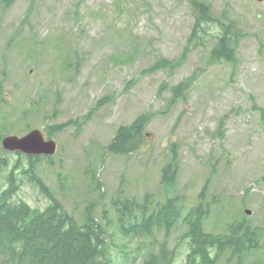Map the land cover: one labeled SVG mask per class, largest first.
Wrapping results in <instances>:
<instances>
[{
  "label": "rangeland",
  "instance_id": "374dc122",
  "mask_svg": "<svg viewBox=\"0 0 264 264\" xmlns=\"http://www.w3.org/2000/svg\"><path fill=\"white\" fill-rule=\"evenodd\" d=\"M196 1L13 0L0 5V97L7 99L0 98V135H20L26 125L49 126L68 118L80 123L55 132L60 149L53 163L38 159L34 173L78 223L90 204L105 234L112 233L110 264H129L136 251H155L149 244L153 239L175 245L182 225L167 237L162 230L150 238L121 237L102 216H113L111 200L120 194L140 199L149 192L162 200L165 190L180 194L186 206L202 191L211 207L208 231H223L234 217L261 226L248 264H264V246L256 247L264 243V0H201L209 15L237 28L234 63L207 61L220 33L207 16L198 22L205 29L204 43L186 41L194 18H201ZM34 40L46 42L42 58L31 55ZM56 45L69 48L72 66L63 69ZM178 93L184 97H174ZM141 113L149 119L137 149L103 156L114 128ZM170 159L178 164L173 187H160V167ZM97 163L103 164L100 170ZM27 169L26 158L8 154L0 168V192L10 180L17 185L11 199L43 208L47 199L29 182ZM181 260L182 253L176 264Z\"/></svg>",
  "mask_w": 264,
  "mask_h": 264
},
{
  "label": "trees",
  "instance_id": "16d2710c",
  "mask_svg": "<svg viewBox=\"0 0 264 264\" xmlns=\"http://www.w3.org/2000/svg\"><path fill=\"white\" fill-rule=\"evenodd\" d=\"M1 1L6 4L11 2V0ZM194 6L198 9L201 21L207 16L220 29L208 60L223 58L233 62L234 49L240 37L237 28H234V23L230 20L224 22L218 16L213 18L208 14L209 6L204 3L196 2ZM198 24L200 23L194 25L189 40L201 44L205 29ZM179 94L182 93L175 96ZM145 118L141 115L130 126L119 127L107 145V150L118 154L132 150L139 136L142 135ZM33 161V159L29 160V164L33 165ZM168 168L163 169L162 180L167 179ZM174 171L175 165L171 172L172 176ZM95 186L99 187V183L96 182ZM39 188L48 199L42 210L29 207L22 201L10 199L12 187L0 192V264H110L111 259L107 250L109 240L106 239L110 234L106 235L102 226L93 217L90 204L85 207L83 222L80 224L53 193L45 192L42 186ZM176 201L177 197L166 200L149 216L146 214L145 203L131 201L125 203L127 207H120L125 201L121 204L116 201L115 208L119 213L120 227L121 229L127 227L126 231H129L127 233H149L155 226L160 225L159 222L162 220L170 216L177 218V212L180 210L176 206ZM200 208L203 209L202 206ZM205 210L209 212V209ZM192 211L193 208L185 217L189 227L182 235L183 239L188 238L187 264H218L219 256L223 252L228 260L234 259L235 264H248V257L254 250L250 246L256 245L260 239L257 226H253L249 221L235 220L229 225L227 236H213L202 232L200 217H192L191 214L194 215ZM168 224L165 225L170 227ZM212 251L214 254L211 253ZM171 253L163 246L159 253L149 254L143 264H169Z\"/></svg>",
  "mask_w": 264,
  "mask_h": 264
},
{
  "label": "water",
  "instance_id": "95a60500",
  "mask_svg": "<svg viewBox=\"0 0 264 264\" xmlns=\"http://www.w3.org/2000/svg\"><path fill=\"white\" fill-rule=\"evenodd\" d=\"M3 146L10 149H21L26 152H52L53 149L46 148L48 144H51L50 141L43 142L42 135L38 130H32L28 135L22 138H16L14 136H8L2 141Z\"/></svg>",
  "mask_w": 264,
  "mask_h": 264
},
{
  "label": "bare ground",
  "instance_id": "6f19581e",
  "mask_svg": "<svg viewBox=\"0 0 264 264\" xmlns=\"http://www.w3.org/2000/svg\"><path fill=\"white\" fill-rule=\"evenodd\" d=\"M53 224V223H52ZM150 227V226H149ZM154 227V226H153ZM231 228V227H230ZM29 229V228H28ZM69 229V228H68ZM76 232V231H75ZM21 233V232H20ZM19 237V236H18ZM28 239V238H27ZM35 239V238H34ZM37 241V240H36ZM45 242V241H44ZM33 243V242H32ZM38 245V244H37Z\"/></svg>",
  "mask_w": 264,
  "mask_h": 264
}]
</instances>
